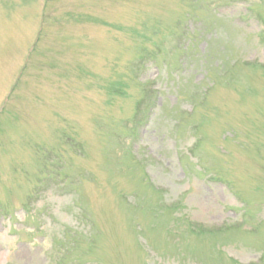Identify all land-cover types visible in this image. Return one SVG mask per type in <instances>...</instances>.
Listing matches in <instances>:
<instances>
[{"label": "rangeland", "instance_id": "374dc122", "mask_svg": "<svg viewBox=\"0 0 264 264\" xmlns=\"http://www.w3.org/2000/svg\"><path fill=\"white\" fill-rule=\"evenodd\" d=\"M7 95L0 264H264V0H0Z\"/></svg>", "mask_w": 264, "mask_h": 264}]
</instances>
